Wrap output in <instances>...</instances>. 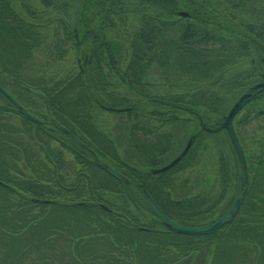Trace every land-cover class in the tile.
<instances>
[{"label": "trees", "instance_id": "1", "mask_svg": "<svg viewBox=\"0 0 264 264\" xmlns=\"http://www.w3.org/2000/svg\"><path fill=\"white\" fill-rule=\"evenodd\" d=\"M111 1H121L120 13L131 18H118V22L106 16L98 22L99 32L101 35L102 29L114 30L123 36L121 43L107 36L97 39L89 35L88 28L82 38L76 26L62 27L69 35L67 41L91 53L85 56V69H79L77 76L61 79L49 88L38 80L53 117L33 123L0 93V264H184L182 259L199 254L201 248L206 249L203 264H264L263 160L249 162L246 158L248 184L243 203L234 220L212 235L169 232L143 194L147 191L175 224L201 228L225 215L243 190L237 158H232L235 153L230 141L225 132H220L214 134L213 140L223 144L225 150L219 147L217 151L219 170L213 182L208 178L201 186L196 185L191 195L177 197L174 193L179 185L177 178L188 169L189 159L209 145V133L200 129L199 118L206 127L217 128L237 98L259 80L264 68V24L259 21L264 0ZM179 12H187L189 17L181 18ZM68 30H73L74 35ZM40 41L38 33L19 18L8 1L0 0V86L7 90L11 83L14 92L7 91L24 108L22 96L15 90L30 94L25 83H33L15 65L23 64L22 59L30 56ZM86 42L92 45L87 47ZM123 56L128 63L120 71L117 66ZM104 63L131 89L142 85L152 65L186 82L190 91L184 95L146 99L184 104L189 108L181 111L194 114L198 120L199 131L193 135L197 141L169 171L151 173L167 162L165 157L171 151L169 134L165 144H142L139 152L131 141L134 163H140L136 166L122 161L116 146L104 136L105 146L93 145L92 140L99 142L94 136L101 137L102 133L93 130L85 116L94 102L89 86L108 100L115 99L106 104L99 102L102 107H124L127 111L114 113L130 114V118L135 113L134 104L130 106L125 99L112 98L107 93ZM93 66L98 84L93 78ZM71 79L78 89L69 83ZM259 99H264V92L247 105L249 111L243 124L264 115V107L254 104ZM14 113L21 116L23 134L6 122L5 115ZM143 128L135 119L127 132L133 139L134 130L145 131ZM62 130L76 136L90 152L71 142ZM54 142L59 148L52 147ZM256 143L259 152H264V144ZM32 145L40 148L43 159L36 162L35 156L28 157ZM61 149L69 152L76 163L89 165L92 173L80 170L75 177L65 173L67 162ZM99 156L103 159L100 163L109 159L113 164H107L128 179V184L100 169L95 163ZM20 164L30 170L28 175L19 169ZM230 192L233 196L228 199ZM148 212L158 224L147 218Z\"/></svg>", "mask_w": 264, "mask_h": 264}, {"label": "rangeland", "instance_id": "2", "mask_svg": "<svg viewBox=\"0 0 264 264\" xmlns=\"http://www.w3.org/2000/svg\"><path fill=\"white\" fill-rule=\"evenodd\" d=\"M10 6L17 12L19 18L31 27L40 36V42L36 48L32 51L30 56L22 59L23 64L15 65L22 72L25 73L27 79L31 80L33 85L29 82L25 83V87L30 90V94L22 93L18 89L15 90L21 97L25 105V111L29 114L34 115L39 120H46L47 118L53 117L51 112L47 107V95L42 93L40 87L37 83L40 79L45 87H51L53 84L57 83L61 79L66 77L77 76L79 69H85V56L88 57L91 53L89 50L85 52V48L78 49L74 47L73 41H67L69 35L66 30H62L63 26H67L69 29L76 26L80 32V36L84 37V31L90 30L89 35L97 37V39L107 36L109 40H116L121 43L123 36L119 37L118 32L114 30L105 31L102 29V34L99 32V23L105 19L106 16L113 18L115 21L119 22L118 18L121 20L131 18L129 15H123L120 13V7L123 3L121 1L115 2L111 0H7ZM119 14H115L118 13ZM135 21L136 19L132 17ZM132 25H135L133 22ZM123 30V29H122ZM72 36L74 35L73 30H68ZM111 32V33H110ZM83 35V36H82ZM225 35L228 36V33ZM87 47H90L91 42H86ZM128 63V58L123 56L118 64V69L124 71L125 65ZM108 63L102 65V70L104 72V77L107 84V93L112 98H123L126 100L128 105L134 104L135 113L130 118V114L125 113H114L103 109L100 105L101 103L114 102V100H108L106 96L97 92L89 85L90 95L94 96V102H91L92 107L87 108L85 113L88 125L91 121L92 129L101 134L100 136H94V138L99 139V142L92 140L93 145L105 146V141L103 136L112 141L118 156L122 161L128 164H134V166L140 163H134L133 157V147L131 146V141L134 139L130 138L127 127L130 128L132 123L136 119L137 124L145 127V130H151L152 135L150 138L154 140V143L160 142L165 144V136L172 133L173 137L170 146L180 138V145L183 139L187 138L190 134H195L199 131L198 120L194 114L187 113L177 109H171L169 107L159 105L157 103H150L146 99L153 97H165L171 99L176 96L184 95L187 91H190L186 87V82L179 79L172 73L167 72V69L160 68L158 65H152L150 70L145 73V79L141 86H136L135 88L126 86V83L121 82L120 78L114 74V72L109 67ZM93 78L98 84V75L95 72V67L93 66ZM90 69V68H88ZM88 69L86 72L88 80ZM169 77V81L167 78ZM175 77V78H174ZM70 84L77 87V83L74 80L69 81ZM91 85V83H88ZM7 90L14 92V87L10 83L7 86ZM192 92V91H191ZM190 92V93H191ZM145 96V97H144ZM0 101V105H2ZM137 104V105H136ZM260 104V107H264V99L258 100L255 103ZM124 108V107H123ZM126 108V107H125ZM256 109V108H255ZM249 111V107L246 106L239 114L235 117L233 125L235 131L237 132L239 141L242 145L243 152L249 162L252 159L263 160L264 162V152L258 149L256 142H262L264 144V130L261 131V127H264V115L254 117L250 119L249 123L243 124L244 116ZM152 113H155L153 115ZM177 114L178 116L184 117L183 120L179 121H169L163 114ZM161 114V115H159ZM6 122L9 125L16 126L20 131L24 132V125L20 115L17 114H7L5 115ZM163 121V122H162ZM140 122V123H139ZM24 126V127H23ZM77 128V127H75ZM136 133V130H134ZM80 134V132H78ZM23 136V135H22ZM214 134H209L210 140H208L209 145L206 150L201 149L199 155L189 159L188 169L179 174L177 178V191H174L177 197H183L185 195H191L196 190V185H202L204 181L208 178L213 182V178L219 170V160L217 156V151L219 147L223 144H219V141L213 140ZM89 138V137H88ZM87 138V139H88ZM101 139V140H100ZM204 141L205 138L201 137ZM255 139V141H254ZM60 141L66 146L70 147L69 143L63 138ZM21 143L24 145L25 140ZM55 149L59 148L57 142L52 144ZM108 148H111L107 143ZM229 146V145H228ZM100 147V146H99ZM160 146H157V148ZM61 148V147H60ZM102 148V147H100ZM225 150V147H221ZM23 151V149H21ZM63 151L64 162L66 163V171L68 174L75 177V173L80 170H84L89 174L92 173V168L89 165H80L76 163L75 158L67 151ZM179 147H174V151L170 154L172 157L178 152ZM227 152V151H226ZM232 158L236 160L235 155L232 152ZM35 156V157H34ZM28 157L36 158V162L44 158L42 151L36 145L30 146L28 151ZM138 158V157H137ZM89 161L90 157L87 158ZM167 162L171 158L167 156ZM165 159V161H166ZM103 159L99 156V161L102 162ZM95 161V160H94ZM96 160L95 162H97ZM110 162L109 159L104 162ZM85 167V168H83ZM205 167V168H204ZM19 169H22L25 175L30 173L29 169H25L22 164L19 165ZM14 176V174H13ZM35 178V177H33ZM195 179V180H193ZM186 182L184 186L183 183ZM204 188V187H203ZM257 196H262L256 194ZM233 194L230 192L228 199L231 198ZM263 205V204H262ZM149 220L154 221L156 224L158 222L150 213H146ZM197 251V250H196ZM198 252V251H197ZM206 249L201 248L199 254H193L188 258L182 259L184 264H203L205 262Z\"/></svg>", "mask_w": 264, "mask_h": 264}, {"label": "water", "instance_id": "3", "mask_svg": "<svg viewBox=\"0 0 264 264\" xmlns=\"http://www.w3.org/2000/svg\"><path fill=\"white\" fill-rule=\"evenodd\" d=\"M179 16L182 18H187L189 17V14L187 12H179ZM264 92V81L259 82L257 84H254L247 88L244 93L234 102V104L231 106L229 111L227 112L226 116L224 117V120L218 126L217 128L214 129H207L202 120L200 119V126L202 129L210 132V133H218L220 131H225L230 143L234 149V152L236 154V157L238 159V163L240 166V171H241V177L243 181V190L236 196L231 208L228 210V212L223 215L219 220H217L215 223L211 224L210 226L207 227H201V228H188V227H182L174 222H172L158 207V205L155 203L153 198L150 196V194L147 191H143V194L145 196V199L153 212L156 214V216L159 219L160 224L166 228L169 232H172L174 234L178 235H184V236H207V235H212L218 230H220L222 227L227 225L228 223L232 222L234 218L236 217L242 203L245 197L246 193V187L248 184V168H247V162L245 155L243 153L242 147L238 141V138L236 136L234 127H233V119L235 116L256 96ZM0 93L12 104L14 105L21 113L22 115L30 120L33 123H39V121L32 115L27 114L26 112L23 111V107L12 97L11 94H9L6 90H4L0 86ZM150 102L152 103H157V104H162L166 105L172 108L176 109H188L186 105L183 104H177L173 102H168L164 100H158V99H151ZM127 109H121V110H116L114 111H126ZM62 133L64 136H66L68 139L73 141L75 144L85 147L73 134H71L67 130H62ZM192 145V140H190L182 153L176 157L173 161H171L168 165L160 168L153 170L152 173L157 175L164 173L168 170H170L172 167H174L189 151L190 147ZM104 172H106L108 175H110L112 178L116 179L119 182L128 184V179H126L124 176L116 172L114 169L109 167L105 163H96Z\"/></svg>", "mask_w": 264, "mask_h": 264}, {"label": "flooded vegetation", "instance_id": "4", "mask_svg": "<svg viewBox=\"0 0 264 264\" xmlns=\"http://www.w3.org/2000/svg\"><path fill=\"white\" fill-rule=\"evenodd\" d=\"M261 14H262V16L259 18V21H260V23L264 24V7L261 8ZM263 47H264V44H263ZM263 62H264V60H263ZM263 66H264V64H263ZM258 79L259 80L257 82L264 81V68L262 69V71H260ZM163 115H165L166 119H169V121H171L172 118L175 119V121L183 120V118H184V117L178 116L177 114H171V113L170 114H163ZM170 134H169V140H170V143H171L173 135L172 134L170 135ZM151 135H152V131L151 130H148V129L145 130V131L136 130L135 138H133L134 139L133 141H134V144H135L137 152H139V149L142 148L143 145L144 146H148V145H150V144H152L154 142V140L152 138H150ZM192 137H195V136L189 135L186 139L184 138L183 142L181 143V145H180V138L178 140H176L171 146H169L171 151L168 152V155H166L165 159L167 158V156H168V158H171V160L174 159L175 157H177L178 154L180 153V151H182L183 148H185L187 142L190 139H192ZM196 141H197V138H194V144H195ZM193 145L191 146V148L193 147ZM174 147H179V150H178L179 152L172 157V155H170V154L174 151Z\"/></svg>", "mask_w": 264, "mask_h": 264}]
</instances>
